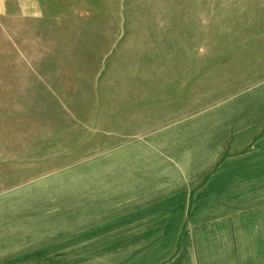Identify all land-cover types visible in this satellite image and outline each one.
Wrapping results in <instances>:
<instances>
[{
  "label": "crops",
  "instance_id": "crops-1",
  "mask_svg": "<svg viewBox=\"0 0 264 264\" xmlns=\"http://www.w3.org/2000/svg\"><path fill=\"white\" fill-rule=\"evenodd\" d=\"M160 78L1 134L0 264H264V40Z\"/></svg>",
  "mask_w": 264,
  "mask_h": 264
},
{
  "label": "rangeland",
  "instance_id": "rangeland-1",
  "mask_svg": "<svg viewBox=\"0 0 264 264\" xmlns=\"http://www.w3.org/2000/svg\"><path fill=\"white\" fill-rule=\"evenodd\" d=\"M263 40L264 0H0V144L61 113L105 124L176 64Z\"/></svg>",
  "mask_w": 264,
  "mask_h": 264
}]
</instances>
